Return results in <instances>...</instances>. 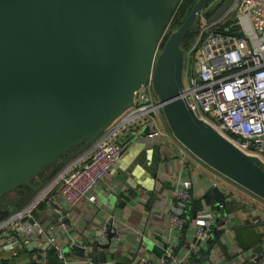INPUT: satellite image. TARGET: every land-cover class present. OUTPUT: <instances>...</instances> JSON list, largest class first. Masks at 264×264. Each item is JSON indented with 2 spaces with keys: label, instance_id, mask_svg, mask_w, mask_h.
Listing matches in <instances>:
<instances>
[{
  "label": "water",
  "instance_id": "obj_1",
  "mask_svg": "<svg viewBox=\"0 0 264 264\" xmlns=\"http://www.w3.org/2000/svg\"><path fill=\"white\" fill-rule=\"evenodd\" d=\"M178 1L0 0V195L22 185L14 207L130 106L133 91L149 73L171 135L204 164L264 200L259 159L198 118L179 96L180 43L207 0H194L158 48L162 27ZM230 2L222 0L209 20ZM208 191L216 237L231 216L219 211L224 193L216 186ZM8 212V207L0 208V219ZM220 214L227 221L218 222ZM195 215L193 209L191 218ZM256 224L264 220L239 226ZM186 227L183 223L181 229ZM32 245L30 241L27 247ZM189 262L195 264L191 258Z\"/></svg>",
  "mask_w": 264,
  "mask_h": 264
},
{
  "label": "crops",
  "instance_id": "obj_2",
  "mask_svg": "<svg viewBox=\"0 0 264 264\" xmlns=\"http://www.w3.org/2000/svg\"><path fill=\"white\" fill-rule=\"evenodd\" d=\"M158 129L164 133L159 142L137 136L131 127L123 129L118 134L121 154L95 184L94 200L69 205L57 195L50 196L33 214L42 232L14 249L0 248V264H45V251L54 245L63 254L58 264H160L163 253L169 256L162 264H190V258L195 264H246L247 251L260 249L264 224L239 225L264 220V200L192 155L171 135L163 117ZM182 180L190 181L192 195L183 206L172 195ZM211 186L225 195L220 213L231 216L222 232L214 237L210 231L205 243H196L190 225L184 231L168 228L170 211H181L188 221L193 209L196 214L214 211ZM56 209L66 214L61 217L64 226ZM106 220L114 235L102 248L100 229ZM225 221L227 217L220 214L218 222ZM30 241L35 245L27 247Z\"/></svg>",
  "mask_w": 264,
  "mask_h": 264
},
{
  "label": "built area",
  "instance_id": "obj_3",
  "mask_svg": "<svg viewBox=\"0 0 264 264\" xmlns=\"http://www.w3.org/2000/svg\"><path fill=\"white\" fill-rule=\"evenodd\" d=\"M221 1L205 2L191 25L190 38L180 45L183 55L179 96L198 118L244 153L257 157L264 166V0H231L217 18L209 20ZM160 107L149 73L133 91L130 108L58 167L24 204L0 219V248L14 249L42 232L33 214L50 196L57 195L69 205L80 199L92 202L95 184L113 169L121 154L123 144L118 134L123 129L131 127L139 137H152L150 142L162 141L164 133L158 129ZM189 187L190 181L182 180L172 192L181 206L191 200ZM65 215L58 212L61 226ZM213 216L214 211H207L188 221L181 211H170L168 228L179 230L183 223L190 225L194 241L205 243ZM107 232L112 233V238L114 229L106 220L100 229V243L108 239ZM53 248L57 258L63 260L60 247ZM168 256L163 253L158 262L164 263ZM244 260L246 264L264 262V237L260 249L248 250Z\"/></svg>",
  "mask_w": 264,
  "mask_h": 264
},
{
  "label": "rangeland",
  "instance_id": "obj_4",
  "mask_svg": "<svg viewBox=\"0 0 264 264\" xmlns=\"http://www.w3.org/2000/svg\"><path fill=\"white\" fill-rule=\"evenodd\" d=\"M184 2H185V0H179V1L177 2V4L175 5V7L173 8V10L171 11V14L169 15V18H168L167 23L162 27L163 29L161 30V33H160V35H159V44H160L161 46H162L163 42L165 41L166 37L168 36V34H169L172 30H174V29L178 26V24L182 21V19L184 18L185 14H186L187 11L189 10L190 6H191L192 3L194 2V0H192V1L189 3V5L185 7V9H184V11H183L182 13H180V12L178 11V6L181 7V6H182L181 4H183ZM184 5H187V4H184ZM190 27H191V26H190ZM189 32H190V31H189ZM190 36H191V33H190V35H187V36H186V39H189ZM158 48H160L159 45H158ZM131 106H132V104H131L130 106H128L127 108H130ZM127 108H123V109L118 113L117 116H119V114H122ZM117 116H115V118H116ZM160 117H163V116H160ZM113 119H114V118H113ZM111 122H112V120H111ZM50 166H51V165H48V166L44 169V172H43V173H45V172L49 169ZM39 178H40V175H39V176H32L29 185H35V184L39 181ZM19 186L22 187V188H21V191H22V190L24 189L23 186H22V185H19ZM19 186H17V187H19ZM15 188H16V187H15ZM15 188H12V189L6 191L5 193H3L2 195H0V197L2 196V198H1L2 201L5 200L6 198L10 197V196L14 193L13 191H14ZM35 191H36V190H34V192H35ZM20 194H21V193H20ZM2 201H1V202H2ZM15 208H17V207H13L11 210H13V209H15ZM11 210H10V211H11Z\"/></svg>",
  "mask_w": 264,
  "mask_h": 264
},
{
  "label": "trees",
  "instance_id": "obj_5",
  "mask_svg": "<svg viewBox=\"0 0 264 264\" xmlns=\"http://www.w3.org/2000/svg\"><path fill=\"white\" fill-rule=\"evenodd\" d=\"M192 0H185V2L183 3V4H181L182 6L181 7H179L178 6V11L180 12V13H182L183 11H184V9H185V7L186 6H188L189 5V3L191 2ZM184 4H187V5H184ZM191 28L192 27H190V32L188 31L186 34H185V36H184V38L182 39V41H181V43H180V45H183L184 43H185V41L187 40L186 39V36L187 35H190V33H191ZM159 47H161V45L159 44ZM52 166V165H51ZM50 166V167H51ZM50 167H49V169H50ZM48 169V170H49ZM21 186H19V187H16L15 189H14V193L10 196V197H8V198H6L5 200H3L2 201V196L0 197V208H2V207H8L9 208V210H11L14 206H13V204H14V202H15V200L17 199V197L20 195V193H21ZM2 201V202H1ZM45 264H58V258H57V256H56V253H55V250H54V248L51 246V247H48L47 249H46V251H45Z\"/></svg>",
  "mask_w": 264,
  "mask_h": 264
}]
</instances>
